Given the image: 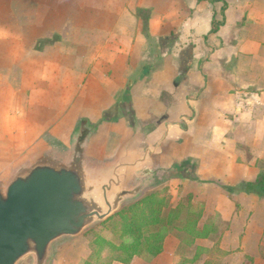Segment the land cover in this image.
Listing matches in <instances>:
<instances>
[{"label":"crops","instance_id":"obj_1","mask_svg":"<svg viewBox=\"0 0 264 264\" xmlns=\"http://www.w3.org/2000/svg\"><path fill=\"white\" fill-rule=\"evenodd\" d=\"M122 97L135 114L111 156L99 121ZM82 121L98 192L114 177V195L167 184L171 208L202 212L209 231L188 244L177 223L162 254L130 264H264V0H0V177L65 151Z\"/></svg>","mask_w":264,"mask_h":264},{"label":"water","instance_id":"obj_2","mask_svg":"<svg viewBox=\"0 0 264 264\" xmlns=\"http://www.w3.org/2000/svg\"><path fill=\"white\" fill-rule=\"evenodd\" d=\"M81 127L64 155L42 151L16 168L12 177H0V264H17L31 251L38 264H45L53 242L96 226L133 194V202L142 197L137 196L147 183L134 192L114 195L111 191L119 179L103 185L102 193L88 182L83 158L91 126L82 121ZM148 151L155 153L157 147ZM127 157H120V165L130 164ZM112 195L117 199L114 204L109 200Z\"/></svg>","mask_w":264,"mask_h":264},{"label":"trees","instance_id":"obj_3","mask_svg":"<svg viewBox=\"0 0 264 264\" xmlns=\"http://www.w3.org/2000/svg\"><path fill=\"white\" fill-rule=\"evenodd\" d=\"M218 2L223 0H206ZM222 21L214 19L211 34L219 30ZM259 194L264 196V171L254 184ZM172 195L170 187L161 185L152 188L135 202L90 228L86 233L94 236L91 241L92 254L84 264H113L115 261L130 264L134 257L158 256L164 252L168 231L163 226H175L180 223L185 241L191 244L196 238L209 235L207 227H199L202 212H194L189 206L179 204L171 208ZM169 209L167 216L165 211ZM104 231L111 236L105 237Z\"/></svg>","mask_w":264,"mask_h":264},{"label":"rangeland","instance_id":"obj_4","mask_svg":"<svg viewBox=\"0 0 264 264\" xmlns=\"http://www.w3.org/2000/svg\"><path fill=\"white\" fill-rule=\"evenodd\" d=\"M138 93H141L140 87H135L132 90L130 88L126 92H124V97H127L126 95H128L130 97V100L131 101L133 100L134 102L138 100L136 99V97H134V94L138 95ZM134 106L135 105H133V108ZM88 107L90 110H93L92 105ZM96 107H102V106L96 105ZM130 108H132V106L126 104V102L123 101V97H122L116 105L109 106V108L102 111L101 113L102 118L101 121L99 122L104 124L106 123V125L108 126V134L107 136H104L103 145L101 146L100 149L102 150V152L104 150V152L106 151V154L114 156L115 154H117L116 151L117 147L119 146V149L121 148L120 145L121 143H123L129 132L127 129L128 128L127 123L128 125L129 122L132 123L131 121V118L133 117L132 114H135V112H132ZM91 113H93V111H91ZM73 138L74 137H70L68 139L69 142L70 141L72 142ZM87 142L88 141H86V143ZM63 147L64 150H67L64 145L62 146L60 145V142H58V145L57 147H55V150L56 148L57 150H61ZM59 154L64 155L65 152L61 150ZM150 190L146 191V193L149 192ZM164 215L165 216L167 215V210L165 211ZM163 228L166 229L167 231L171 229V227L169 226H163ZM89 229H86L77 236H66L63 237V239H58L55 242H53L51 244L48 259L45 262V264H84L85 261L89 259V257L92 254L91 241L93 240L94 236L92 235V233H86V231ZM104 234L105 237L107 238L111 236L110 231H104ZM181 253L184 257L189 259L190 257L193 256L192 247L187 245L184 246L182 248ZM17 264H38L36 253L34 251H31L26 256H24Z\"/></svg>","mask_w":264,"mask_h":264}]
</instances>
